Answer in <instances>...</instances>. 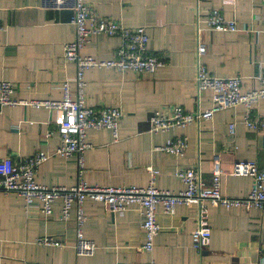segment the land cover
I'll use <instances>...</instances> for the list:
<instances>
[{
	"label": "crops",
	"instance_id": "0c3cea01",
	"mask_svg": "<svg viewBox=\"0 0 264 264\" xmlns=\"http://www.w3.org/2000/svg\"><path fill=\"white\" fill-rule=\"evenodd\" d=\"M53 0H0V79L14 85L15 97L25 100H59L61 82L71 79L75 64L63 58L64 45L75 37L70 7L55 8ZM101 18L114 19L126 27L144 26L148 53L164 64L153 74L132 70L116 71L94 67L85 71L86 104L90 107L117 106L122 112L118 139L107 128L87 130L90 144L83 153L80 171L76 156L61 157L53 152L60 145L55 130L62 111L45 107L0 105V159L21 160L36 151L47 159L38 165L36 180L48 186H72L79 179L97 186L146 187L148 166L158 173L155 186L177 192L184 188L176 176L180 168H198L202 179L211 183L213 161L222 169L220 189L227 197H245L253 186L251 176L231 173L236 161H255L264 169V125L258 131L244 123L246 107L222 109L210 119L167 131H149L154 110L181 106L186 111L212 105L210 90L197 92L195 85L196 47L206 45L200 61L217 77H241V90L260 86L264 71V0H84ZM211 9L233 20L234 32L207 30L205 19ZM120 45L118 36L97 34L81 54L96 59L113 57ZM72 89H74L72 84ZM264 121V99L250 110ZM235 123V133L228 125ZM53 131L51 135H47ZM186 137L182 155L157 147L169 139ZM208 206L210 244L201 252L191 244L196 225L195 207L177 205L172 215L157 208L161 230L151 252L140 250L144 240L142 214L138 205L111 213L103 202L90 198L82 203L86 221L83 232L93 240L91 256H77L75 242L76 206L70 216L59 218L61 201L44 217L39 208H26L17 193L0 194V264H264V213L244 207ZM51 236L63 246L42 245L38 237Z\"/></svg>",
	"mask_w": 264,
	"mask_h": 264
},
{
	"label": "built area",
	"instance_id": "2783aa9c",
	"mask_svg": "<svg viewBox=\"0 0 264 264\" xmlns=\"http://www.w3.org/2000/svg\"><path fill=\"white\" fill-rule=\"evenodd\" d=\"M55 8L70 7L74 14L72 23L75 26V37L64 45L63 58L75 64L76 72L73 78L61 82L62 97L59 100H25L15 97L14 85L11 81L0 79V105H21L45 107L63 112V119L55 130L60 137V145L53 152L61 157L76 156L80 171L83 167V153L90 147L86 140L87 130L107 128L114 140L118 139L119 120L122 112L117 106L90 107L86 104L84 78L85 71L94 67H108L116 71L132 70L138 73L153 74L164 64L161 57L148 53V34L144 26L126 27L119 21L97 17L84 0H53L47 1ZM207 30L218 32H234L237 26L233 20L226 19L218 9H211L205 19ZM4 25L0 23V31ZM118 36L120 45L112 58L96 59L91 55L81 54L82 48L97 35ZM206 45L199 42L196 47L195 85L197 92L210 90L212 105L204 110L186 111L181 106H174L165 111L157 109L149 116V131L159 133L174 127L198 123L210 119L213 114L222 109L243 105L246 107L245 125L258 131L264 125L263 119L252 117L251 108L254 103L264 99V71L259 74L260 86L257 89L242 91L241 77L227 78L212 75L200 56L205 54ZM72 84L74 89H72ZM229 134L235 133V123L228 125ZM49 131L47 135H51ZM188 146L186 137L169 139L164 145L157 147L169 154L182 155ZM49 155L36 151L29 157L14 160L11 157L0 159V194L17 193L24 199L26 208L36 206L44 217L53 213L52 204L61 201L59 218L66 220L70 216L72 204L76 206V235L73 247L77 256H91L95 253L96 243L85 237L83 225L86 216L83 212L84 199L90 198L103 202L111 213L122 212L129 205L139 206L142 214L141 228L144 240L140 250L151 252L154 239L161 230L156 220L157 208L161 207L164 214L172 215L177 205L195 207L196 225L191 233L192 247L203 251L210 244L211 228L208 221V206L221 205L225 208L244 207L255 208L264 213V169L255 161H236L231 173L248 175L253 179V186L245 197H227L220 189L222 169L218 160L213 161L211 183L208 185L201 177L198 168L187 167L176 171V176L184 188L177 192L162 190L155 186L158 171L148 166L149 182L146 187L137 186H97L89 185L79 179L72 186H48L36 180V169ZM38 244L63 246L51 236L36 239ZM145 264H155L153 260Z\"/></svg>",
	"mask_w": 264,
	"mask_h": 264
}]
</instances>
